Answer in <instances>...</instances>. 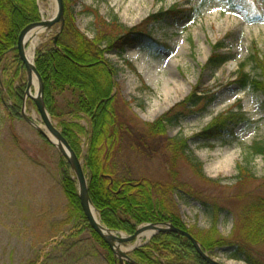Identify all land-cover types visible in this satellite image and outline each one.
<instances>
[{
    "label": "rangeland",
    "instance_id": "374dc122",
    "mask_svg": "<svg viewBox=\"0 0 264 264\" xmlns=\"http://www.w3.org/2000/svg\"><path fill=\"white\" fill-rule=\"evenodd\" d=\"M188 1L78 0L70 6L79 29L93 38L100 22L97 11L109 19L117 16L121 23L133 27L161 8L175 3L189 7ZM41 5L46 18H51L56 11L55 1L42 0ZM259 11L264 12V0H256L250 14L228 0H208L201 10L191 12L184 21L165 20L152 26L156 40L167 47L154 50L141 45L128 49L123 56L108 54L109 61L120 69L117 91L123 116L125 112L131 117L140 131L135 142L138 148L124 140L120 146L118 155L125 171L135 179L162 183L172 182L176 171L177 187L181 188L173 197L184 223L209 229L215 218L211 207L218 206L225 209L220 210L218 220L219 231L225 237L233 232L247 201L241 195L264 196V158L248 154L254 142L264 141V94L251 87L242 89L235 82L240 64L253 76H260L257 65L250 59L254 51L264 52V18L250 20ZM59 30L57 24L40 35L35 51L49 44ZM31 40L28 50L32 48ZM218 42H224L225 51L232 59L213 72L206 68V62ZM23 75L26 82V70ZM168 82L175 88L171 93L166 89ZM177 83L182 86L177 87ZM196 86L217 98L206 111H199L202 102L181 124L169 128L170 137L183 136L190 144L191 162L180 159L175 166L164 139L144 135L145 123L154 122L184 101ZM32 90L35 92L34 86ZM55 97L58 128L61 129L60 123L64 121L85 127V133L80 134L85 154L91 125L88 117L72 112L77 94L65 89L57 91ZM7 103L0 98V264H108L92 231L81 225L77 227L81 218L75 216L63 189L59 149L47 142V137L32 123L14 118ZM26 108L27 115L46 129L32 99H27ZM232 108H241L248 121L224 138H204V128L218 114ZM148 139L155 142L147 145ZM226 153L228 160L216 168L214 164ZM246 160H250L258 179L238 185L237 165ZM193 162L203 164V177ZM78 229L83 230L78 233ZM132 246L125 245L124 249ZM228 249L215 250L213 256L226 262L231 259L226 255ZM251 253L258 264H264V244ZM236 260L248 264L244 259Z\"/></svg>",
    "mask_w": 264,
    "mask_h": 264
},
{
    "label": "trees",
    "instance_id": "16d2710c",
    "mask_svg": "<svg viewBox=\"0 0 264 264\" xmlns=\"http://www.w3.org/2000/svg\"><path fill=\"white\" fill-rule=\"evenodd\" d=\"M236 2L235 0H231ZM248 6L252 0H237ZM66 2L65 27L58 38L36 51V66L45 83V102L52 114L58 116L55 93L70 89L77 94L74 110L90 120L91 130L88 132L87 151L83 153L81 133L85 127L80 123L61 122L60 127L76 153L85 160V168L89 180L92 202L97 208L102 222L109 228L134 234L138 225L146 222H171L175 226L187 229L210 253L222 247H229L227 256L244 259L248 264H258L253 249L264 244V196L241 195L247 198L229 237L219 231L220 210L212 207L215 213L209 229L187 226L177 212L174 193L177 187V173L173 181L162 183L148 178L135 179L126 172L119 158L122 141L136 147L138 124L122 112L118 97V65L106 57L110 52L124 53L134 44L147 45L151 48L166 46L157 42L149 30L152 23L165 20L184 21L191 12L199 11L206 0H189V7L175 3L169 8H161L148 16L140 25L126 27L117 17L112 20L102 19L99 22L97 35L89 39L76 26L75 13L69 0ZM20 8H22L20 10ZM40 20L39 8L35 0H0V98L8 102V110L14 118H21V110L27 84L22 73V60L14 48L22 29ZM224 42L213 45L206 68L215 72L226 64L232 55L224 51ZM11 56V61L8 58ZM250 59L257 65L260 76H252L245 65L239 66L235 82L241 88L252 87L264 94V52L254 51ZM90 69V70H89ZM6 75V78L3 77ZM211 95L195 87L192 94L184 101L177 103L169 111L152 123H145L144 135L152 138L162 137L165 147L172 153L174 165L180 159L191 162L190 144L183 136L170 137L168 130L188 118L193 108L202 102L200 112H204L215 102ZM11 101L12 104L9 102ZM243 112L235 109L220 113L204 128V138H216L222 132L233 133L234 128L246 121ZM46 139V138H45ZM47 142L50 143L48 139ZM155 141L149 139L148 144ZM138 148V147H136ZM250 156L264 158V141H256L248 150ZM62 185L64 192L76 213L81 218L79 227L92 228L84 215L78 192L77 181L73 177L70 165L62 158ZM200 176H204V167L200 162H193ZM236 184L247 183L258 179L250 160L237 165ZM264 179V177H262ZM261 178V179H262ZM216 183V181H212ZM183 189V188H182ZM82 229V230H83ZM82 230L78 233L82 232ZM76 232V233H77ZM75 233V234H76ZM92 235L99 240L108 264H118L109 246L94 231ZM134 258L141 264H208L197 252L187 237L169 232L154 236L146 245L137 249ZM131 264V263H127Z\"/></svg>",
    "mask_w": 264,
    "mask_h": 264
},
{
    "label": "water",
    "instance_id": "95a60500",
    "mask_svg": "<svg viewBox=\"0 0 264 264\" xmlns=\"http://www.w3.org/2000/svg\"><path fill=\"white\" fill-rule=\"evenodd\" d=\"M57 1L59 5V12L57 17L50 21H43L28 25L21 32L18 40V45L16 48H14L18 50V54L21 60L23 61L22 69L24 70V68L26 67L27 70L28 80H27V88L25 92L22 115L24 119H26L28 122L36 126L40 133L44 134L49 138V140L59 149L61 155L64 156L65 159L70 164L72 172L74 173L75 178L78 181L79 197L83 212L86 218L88 219L92 229L96 233H98L103 238V240L110 246V249L118 257L121 264H125L126 261L130 262L131 264H140L136 260H134L130 254L134 249H136L141 245L140 243L141 234L145 231H153L152 236L158 233L174 232L189 237L190 240L193 242L195 248L197 249L198 253L208 262V264H224L213 259L208 253L204 252L198 240L195 239L190 233L186 232L181 228H178L177 226H174L171 223L168 222L145 223L143 225H140L136 229V232L132 235H127L122 231L110 229L102 223L98 211L94 206L90 196L89 182L85 171L84 163L81 160V158L77 155L75 150L72 148L68 139L63 135L62 130L58 128L57 123L54 121L53 117L51 116L44 98L45 87H44L43 79L39 71L37 70L35 63L29 61L28 54L26 52L27 36L31 31L40 28L41 26H44L49 29L59 21L63 23L64 1L63 0H57ZM54 40L56 42V37L54 38ZM34 76H36V79L38 80V89L36 91L37 92L36 95L32 94V87L34 85ZM27 98H30L35 102L38 111L45 123L46 129H43L31 117H29L26 114L25 105ZM49 134L52 137L56 138L57 143L53 141V139ZM131 242H134L133 247L127 250L124 249L125 245H128Z\"/></svg>",
    "mask_w": 264,
    "mask_h": 264
},
{
    "label": "bare ground",
    "instance_id": "6f19581e",
    "mask_svg": "<svg viewBox=\"0 0 264 264\" xmlns=\"http://www.w3.org/2000/svg\"><path fill=\"white\" fill-rule=\"evenodd\" d=\"M36 1V3H37V6H38V8H39V13H40V20L39 21H36V22H34V23H38V22H43V21H50V20H53L54 18H56L57 17V15H58V12H59V5H58V1L57 0H54L55 1V3H56V11L55 12H53L52 13V15H51V18H46V15H45V13H44V11H43V9H42V5H41V2H42V0H35ZM64 1V14H63V17H64V21H63V23L61 22V21H59L58 23H56V24H59L60 25V30L57 32V34L55 35V37H56V44L55 45H57V41H58V38L60 37V35H61V33H62V31H63V29H64V27H65V22H66V2H65V0H63ZM73 1H78V0H69V2H73ZM255 2L256 1H254V0H252V1H249L248 2V7H249V10H251L252 9V7H254L255 6ZM72 7V6H71ZM22 8H20V10H21ZM72 9H73V7H72ZM73 12H74V10H73ZM97 13H98V16H99V19H100V21L102 20V19H106V20H112V19H114L115 17H117V16H115L114 18H111V19H109V18H106V17H104V16H102L101 15V13L99 12V11H97ZM152 14V13H151ZM150 15V14H149ZM148 15V16H149ZM118 18V17H117ZM148 18V17H147ZM146 18V19H147ZM75 19H76V15H75ZM145 19V20H146ZM118 20H119V18H118ZM145 20H143L140 24H142ZM120 22V21H119ZM121 23V22H120ZM159 23H164V22H157V23H152L150 26H149V30H150V32L152 33V36L154 37V39L156 40V38H155V36H154V34H153V31H152V26L153 25H155V24H159ZM30 24H32V23H30ZM29 24V25H30ZM121 24H123V23H121ZM139 24V25H140ZM99 25V24H98ZM123 25H125V24H123ZM28 25H26L23 29H22V31L27 27ZM54 26V25H53ZM76 26H77V28L79 29V27H78V25L76 24ZM126 26V25H125ZM126 27H129V26H126ZM131 28V27H130ZM81 32H82V30L81 29H79ZM21 31V32H22ZM48 31V28H46V27H44V26H41L40 28H37L36 29V31H31L29 34H28V36L27 37H31L30 39H32V48H31V50H28V51H26L27 53H28V59H29V61L30 62H34L35 63V65H36V58L34 59L33 58V50H34V47L36 46V44H37V41L39 40V36L40 35H42V34H44V33H46ZM21 32H20V34H21ZM84 35H86L89 39H93V38H91V37H89L87 34H85L84 32H82ZM20 36V35H19ZM19 40V39H18ZM157 41V40H156ZM158 42V41H157ZM159 43H161V42H159ZM161 44H166V43H161ZM142 44H134L133 46H131V47H128L125 51H124V53H117V52H110V53H115V54H119V55H121V56H123V54H125V52L128 50V49H130V48H133L134 46H141ZM167 45V44H166ZM143 46H146V45H143ZM17 47V46H16ZM224 51H225V46H224ZM226 52V51H225ZM110 53H107V54H105L106 55V57L108 58V54H110ZM229 53V52H228ZM21 59V58H20ZM23 62V61H22ZM23 65V64H22ZM36 68H37V66H36ZM37 70H38V68H37ZM90 70V69H89ZM40 73V72H39ZM41 75V74H40ZM42 77V76H41ZM43 79V78H42ZM34 82H35V84L38 86V80L36 79V76H34ZM43 82H44V80H43ZM167 87H166V89L169 91V93H171V89H173L174 88V86L172 87L171 86V84L168 82L167 84ZM176 86L177 87H181L182 85L181 84H179V83H177L176 84ZM44 87H45V83H44ZM169 87V88H168ZM175 89V88H174ZM214 103V102H213ZM23 110V109H22ZM21 110V117H23V115H22V111ZM49 110V109H48ZM230 110V109H229ZM229 110H226V111H224V112H222V113H226V112H228ZM50 112V111H49ZM51 114V113H50ZM52 115V114H51ZM53 117V119H54V121H56L57 120V118H56V116H52ZM183 121V120H182ZM181 121V122H182ZM181 122L179 123V124H181ZM178 124V125H179ZM62 130V129H61ZM90 130H91V128H90ZM89 132V131H88ZM87 132V133H88ZM62 133H63V131H62ZM221 136H218V137H216V138H224L225 136H227L228 135V132H222L221 134H220ZM52 137V136H51ZM52 139H53V141H55L56 143H57V140H56V138L55 137H52ZM76 152V151H75ZM83 153H84V150H83ZM62 156V155H61ZM228 158H229V155H228V153H226L225 155H224V157H223V159H221L219 162H217L216 164H214V166L216 167V168H221L222 167V165H224L223 163L225 162V161H227L228 160ZM77 186H78V184H77ZM78 192H79V188H78ZM89 192H90V190H89ZM92 199V198H91ZM93 201V200H92ZM205 206H208L207 204H205ZM208 207H210V206H208ZM212 208V207H211ZM178 228H181V229H183L182 227H179V226H177ZM109 228V227H108ZM111 229V228H110ZM183 230H185L186 232H188V233H190L187 229H183ZM174 233V232H173ZM97 234V233H96ZM178 234V233H177ZM191 234V233H190ZM98 236H100L99 234H97ZM153 235V231H145V232H143L142 234H141V238H140V241H141V239L144 237V238H146V237H150V236H152ZM192 235V234H191ZM184 236V235H183ZM193 236V235H192ZM186 237V236H185ZM194 237V236H193ZM195 238V237H194ZM100 239H102L103 240V238L100 236ZM187 239H189L190 240V238L189 237H187ZM196 239V238H195ZM99 240H97V242H98ZM104 241V240H103ZM191 241V240H190ZM192 242V241H191ZM199 242V241H198ZM193 243V242H192ZM200 243V242H199ZM194 245V244H193ZM200 245H201V243H200ZM201 247H202V245H201ZM222 248H225V247H222ZM229 248V247H228ZM203 249V248H202ZM218 249H220V248H218ZM218 249H216V250H218ZM197 250V249H196ZM204 250V249H203ZM230 249H228V251H229ZM227 251V252H228ZM198 252V251H197ZM204 252H206V253H208L211 257H214L213 255H214V253L215 252H213V253H210V252H207V251H205L204 250ZM227 252H226V255H227ZM200 255V254H199ZM228 257V256H227ZM226 264H245L243 261H240V260H235V259H229L228 261H226L225 262Z\"/></svg>",
    "mask_w": 264,
    "mask_h": 264
}]
</instances>
